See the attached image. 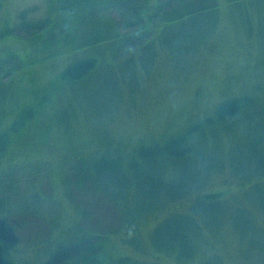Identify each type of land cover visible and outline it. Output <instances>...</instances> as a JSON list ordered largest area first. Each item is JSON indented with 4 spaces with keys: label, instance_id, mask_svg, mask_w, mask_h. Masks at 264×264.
<instances>
[{
    "label": "rangeland",
    "instance_id": "obj_1",
    "mask_svg": "<svg viewBox=\"0 0 264 264\" xmlns=\"http://www.w3.org/2000/svg\"><path fill=\"white\" fill-rule=\"evenodd\" d=\"M113 1L74 0L61 26L60 0H0V31L17 32L0 39V127L22 122L0 154L3 249L39 262L65 236L109 264H264V0L172 10L134 43L117 36L139 27ZM20 11L50 17L56 43L21 37ZM86 58L93 70L69 77ZM80 156L99 169H73Z\"/></svg>",
    "mask_w": 264,
    "mask_h": 264
},
{
    "label": "trees",
    "instance_id": "obj_2",
    "mask_svg": "<svg viewBox=\"0 0 264 264\" xmlns=\"http://www.w3.org/2000/svg\"><path fill=\"white\" fill-rule=\"evenodd\" d=\"M51 1H55L58 2V0H51ZM85 5L88 6L89 4H91L93 6V2H95V0H89V3L86 4L85 0H83ZM87 1V0H86ZM98 4H95V6L100 5L99 3L102 2V0H97ZM107 2H111L112 0H104ZM164 4V8L167 9H163L162 8V4H158L156 12H154L155 14L158 13V17H161L160 20H158V17L151 15L152 11L148 10V4H147V0H142V3L145 4V9L141 8V6L139 5V3L141 2L140 0H115L113 1L115 3V5L119 8L120 12L125 14V12H132L131 15L134 17L132 19V24H130V26L132 25H137L139 28L134 29L132 32H129L128 34H122L121 32L117 33V36H121L122 38H126L124 41H122V43H127V42H135L137 35H140L139 38L142 37V39H148L145 38L146 34H150L153 31V26L152 23H156L158 21H164V19L170 18V17H174L171 14L172 10L177 11L178 9L182 8V12L180 11V13L177 15L178 18L180 17H189V16H197V15H206L208 14L210 11L216 10L217 9V4H215L216 0H162ZM60 2H62L60 5V9L57 10V12H59L60 14L64 13V19L65 21L62 23L61 26H65L66 25V15H68L70 12H73L75 9L73 7V3L74 0H60ZM112 2V3H113ZM156 2L158 3L159 0H156ZM173 3L176 2L177 4H179L176 8H171L169 3ZM111 3V4H112ZM137 4V5H136ZM152 3H150L151 5ZM136 5V6H135ZM103 7H106L104 5H102ZM70 9V10H69ZM160 9V10H159ZM161 11H163L162 13H164V15L159 16ZM23 11L19 12L18 18H19V25L22 28V33L20 36L25 37L27 39V41L30 40H35V42L38 39H43L45 40V37H48V35L50 34L51 37H48V41L56 43V41L59 39L60 37V33H58L56 31V24H53L50 22L51 19L50 17L44 19L43 21H39L38 22H31V23H24L25 20L24 18H22L21 15ZM75 14V13H74ZM176 16V17H177ZM147 17V18H146ZM151 17V18H150ZM153 20V21H152ZM143 21V22H141ZM151 23V24H150ZM147 26H145V25ZM140 25H142V27H140ZM144 26V27H143ZM50 27V29H53L54 31L49 32L48 28ZM14 29V30H13ZM11 29L10 26H8L7 24L5 26L2 27L1 31H0V39L3 40L4 36H16V28ZM64 30V29H63ZM60 32V30H59ZM45 35H44V34ZM143 34V36H141ZM57 35H59V37H57ZM135 40V41H134ZM35 42L33 43L35 45ZM29 43V42H28ZM30 44V43H29ZM33 44H30L31 47L34 46ZM8 55V53L4 54L3 56ZM1 58V57H0ZM89 62H87V64L84 66L82 64H78L75 63L76 65L73 67L71 66V68H69L65 73H69L70 70L73 67V71L74 72H70L68 74L69 77H72L73 79L75 78H79L80 76H82V74L84 73H90L93 69L94 66V62L95 60L92 58H86ZM12 57L7 56V57H3L2 61L4 62V64L7 62L10 64H13ZM1 63V62H0ZM6 63V64H7ZM5 64V65H6ZM81 66V67H80ZM15 68V65L13 66ZM17 69H7V74H14L16 72ZM6 74V73H5ZM3 71H0V88H2V84L3 83ZM77 78V79H78ZM5 85V84H4ZM0 92L2 93V89H0ZM235 104L229 106V111L233 112L235 110L234 108ZM221 110L219 108V115L221 116L220 118H223V113H221ZM238 111H236L233 116H236ZM18 122V119H12L11 121H7L5 123V125L0 127V154L2 153L3 150H5L6 148H8L9 142L11 141L13 135L16 133L15 131L17 130L16 128V123ZM22 122H18L17 125H20ZM16 127V128H15ZM15 128V129H14ZM197 124H195L193 126V130L196 133L195 130H197ZM182 143V139L181 141L178 142ZM152 145V144H151ZM180 145V144H179ZM146 147H144V152L142 153V157L144 159H148V157L150 158L152 156V153H150L149 151V147L150 145H145ZM153 146H159L158 150H161L163 147L157 144H153ZM177 148V146H176ZM176 148H173L174 152L177 153ZM107 149V147H106ZM157 150V151H158ZM162 151H166L165 155L167 154H173V151H171V149L169 150H162ZM161 152V151H160ZM92 156H87V157H78L76 158V162L78 163V166L73 168V169H99L96 165L95 161H92L91 159ZM172 157V156H170ZM73 160V159H72ZM74 160V161H75ZM165 160H167V158L165 157ZM67 161H71V159H67ZM170 161V158H169ZM136 162H138V158L136 156V154L134 153L133 155H130V158L128 160V162L126 164H123L122 166L126 165V169H130L131 166L133 165V163L137 164ZM120 167V164L118 165ZM87 173V170H86ZM89 176V174H87ZM247 188V187H246ZM221 194V193H220ZM215 195V194H214ZM207 197V196H205ZM194 207V205H193ZM194 213L196 212L193 208ZM190 212V211H189ZM188 213V212H186ZM184 213V214H186ZM192 213V212H190ZM193 214V213H192ZM95 239H98V236L95 237ZM54 241H56L54 243V247H50V244L48 247H45L43 253L44 256L42 258L41 261L39 262H26V263H21L18 262L15 258L8 256V253L6 250L3 249V246L1 245L0 242V264H109L111 262H108V260H105L100 251H101V247L100 245L94 244L93 241H85V240H80V239H76V238H66L65 236L59 237L58 239H55ZM123 260V259H122ZM114 261H119V260H114ZM115 264H118V262H114Z\"/></svg>",
    "mask_w": 264,
    "mask_h": 264
}]
</instances>
